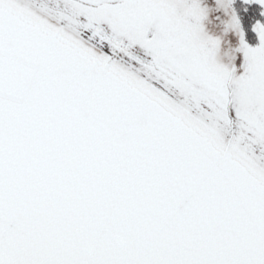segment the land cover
I'll return each mask as SVG.
<instances>
[{"label":"snow or ice","instance_id":"1","mask_svg":"<svg viewBox=\"0 0 264 264\" xmlns=\"http://www.w3.org/2000/svg\"><path fill=\"white\" fill-rule=\"evenodd\" d=\"M207 12L0 0V264H264V23L238 73Z\"/></svg>","mask_w":264,"mask_h":264},{"label":"flooded vegetation","instance_id":"2","mask_svg":"<svg viewBox=\"0 0 264 264\" xmlns=\"http://www.w3.org/2000/svg\"><path fill=\"white\" fill-rule=\"evenodd\" d=\"M202 7L207 8V17L203 20L205 31L214 37H219L221 40L220 47L217 51L218 59L230 66L234 64L238 73L242 71L241 65L243 62L242 52L236 51L239 47L240 37L239 34L232 29L225 31L226 23L230 20L233 10L237 14L242 29L245 34V39L249 45H251L252 33V16L251 8L240 2L239 0H233L231 6L225 10L217 3V0H200ZM233 56L235 59L232 60Z\"/></svg>","mask_w":264,"mask_h":264},{"label":"rangeland","instance_id":"3","mask_svg":"<svg viewBox=\"0 0 264 264\" xmlns=\"http://www.w3.org/2000/svg\"><path fill=\"white\" fill-rule=\"evenodd\" d=\"M240 2L244 4H247L249 7L252 6L251 10V16L253 19L252 22V33L253 36L251 37V46H256L258 44V34L253 30V27L256 22L264 23V15L261 13L264 12V5H260L257 0H252L251 3H246L245 0H239Z\"/></svg>","mask_w":264,"mask_h":264}]
</instances>
